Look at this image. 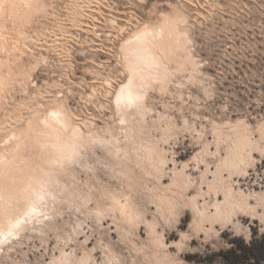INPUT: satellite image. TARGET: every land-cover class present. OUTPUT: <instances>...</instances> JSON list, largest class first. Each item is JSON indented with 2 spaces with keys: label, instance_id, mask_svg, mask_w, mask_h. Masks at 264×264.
Masks as SVG:
<instances>
[{
  "label": "rangeland",
  "instance_id": "obj_1",
  "mask_svg": "<svg viewBox=\"0 0 264 264\" xmlns=\"http://www.w3.org/2000/svg\"><path fill=\"white\" fill-rule=\"evenodd\" d=\"M0 1V264H222L264 236V0Z\"/></svg>",
  "mask_w": 264,
  "mask_h": 264
},
{
  "label": "bare ground",
  "instance_id": "obj_2",
  "mask_svg": "<svg viewBox=\"0 0 264 264\" xmlns=\"http://www.w3.org/2000/svg\"><path fill=\"white\" fill-rule=\"evenodd\" d=\"M0 2H1V1H0ZM12 2H13V1H12ZM203 2H204V1H203ZM12 4H13V3H12ZM17 5H18V4H17ZM10 6H11V5H10ZM41 8H42V7H41ZM0 9H1V8H0ZM14 9H15V8H14ZM18 9H19V8H18ZM212 10H213V9H212ZM0 11H1V10H0ZM18 11H19V10H18ZM18 11H17V12H18ZM15 12H16V11H15ZM35 12H36V11H35ZM201 13H202V12H201ZM12 14H13V13H12ZM179 14H180V13H179ZM177 15H178V14H177ZM182 15H183V14H182ZM178 16H179V15H178ZM2 17H3V16H2ZM173 18H174V17H173ZM180 18H181V15H180ZM167 19H168V18H167ZM178 19H179V18H178ZM183 19H184V18H183ZM185 19H186V18H185ZM112 20H114V19H112ZM179 20H180V19H179ZM162 21H163V20H162ZM176 21H177V20H176ZM185 21H186V20H185ZM108 22H109V21H108ZM112 22H113V21H112ZM114 22H115V21H114ZM168 22H169V21H168ZM172 23H173V22H172ZM177 23H178V22H177ZM177 23H176V24H177ZM181 23H182V22H181ZM165 24H166V23H165ZM165 24H164V25H165ZM168 24H169V23H168ZM168 24H167V25H168ZM173 24H175V21H174ZM173 24H172V26H174ZM160 25H161V24H160ZM177 25H178V24H177ZM168 26H170V25H168ZM155 27H156V26H155ZM120 28H121V27H120ZM123 28H124V27H123ZM167 28H168V27H167ZM169 28H170V27H169ZM173 28H174V27H173ZM176 29H177V28H176ZM176 29H175V30H176ZM151 30H152V29H151ZM169 30H170V29H169ZM169 30H168V31H169ZM173 30H174V29H173ZM152 31H154V30H152ZM21 32H22V31H21ZM149 32H150V31H149ZM156 32H157V31H156ZM165 32H166V30H165ZM176 32H177V30H176ZM99 33H100V32H99ZM167 33H168V32H167ZM171 33H172V31H171ZM171 33H170V35H171ZM178 33H179V32H177V34H178ZM183 33H184V32H183ZM149 34H151V33H149ZM185 34H186V33H184L183 35H185ZM152 35H154V34H152ZM152 35H149V36H152ZM160 35H161V34H160ZM163 35H164V34H163ZM163 35H161V36H163ZM167 35H168V34H167ZM186 35H187V34H186ZM20 36H21V33H20ZM155 36H156V34H155ZM161 36H159V38H160ZM168 36H169V35H168ZM168 36H167V37H168ZM176 36H177V35H176ZM179 36H182V35L179 34ZM2 37H3V36H2ZM4 37H5V36H4ZM163 37H166V34H165V36H163ZM167 37H166V38H167ZM177 37H178V36H177ZM177 37H176V38H177ZM182 37H185V36H182ZM21 38H23V36H22ZM157 38H158V37H157ZM161 38H162V37H161ZM166 38H165V39H166ZM169 38H170V37H169ZM172 38H173V37H172ZM174 38H175V37H174ZM174 38H173V39H174ZM176 38H175V39H176ZM165 39H162V40H165ZM167 39H168V38H167ZM167 39H166V40H167ZM178 39H179V38H178ZM15 40H16V39H15ZM171 40H172V39H171ZM175 41H176V40H174V43L177 44V42H175ZM184 41H185V39H184ZM17 42H18V41H17ZM162 42H163V41H162ZM172 42H173V41H172ZM179 42H180V41H179ZM181 42H182V41H181ZM18 43H19V42H18ZM163 43H164V42H163ZM166 43H168V45H169V42H168V41H167ZM166 43H165L164 45H167ZM182 43H183V42H182ZM13 44H14V43H13ZM161 44H162V43H161ZM15 46H16V45H15ZM136 46H137V45H136ZM3 47H4V46H3ZM138 47H139V46H138ZM181 47H182V46H181ZM122 48H123V47H122ZM145 48H146V47H145ZM165 48H168V47L165 46ZM168 49L170 50V48H168ZM141 50H142V49H141ZM141 50H140V53L142 54ZM147 50H149V49L146 48L145 51L147 52ZM166 50H167V49H166ZM174 50H175V49H174ZM181 50H182V49H181ZM183 50H184V49H183ZM124 51H125V50H124ZM127 51H128V50H127ZM150 51H151V50H150ZM161 51H162V50H161ZM161 51H160V52H161ZM170 51H171V50H170ZM172 51H173V49H172ZM128 52H130V51H128ZM128 52H127V53H128ZM133 52H134V51H133ZM133 52H132V53H133ZM136 52H137V51H136ZM146 52H145V53H146ZM167 52H168V50H167ZM173 52H176V51H173ZM173 52H170V53L172 54ZM124 53H125V52H124ZM162 53H164V51H163ZM165 53H166V52H165ZM165 53H164V54H165ZM170 53H169V54H170ZM134 54H135V53H134ZM148 54H149V53H148ZM164 54H163V55H164ZM174 54H175V53H174ZM118 55H119V54H118ZM138 55H139V54H138ZM138 55H135V56L139 57ZM156 55H157V54H156ZM165 55H166V54H165ZM179 55H180V54H179ZM133 56H134V55H133ZM133 56H132V57H133ZM142 56H143V55H142ZM153 56H154V58H155V55H154V54H153ZM170 56H171V55L168 56L169 58H166V57H165V59H166V60H167V59H170ZM130 57H131V56H130ZM150 57H151V56H150ZM156 57H157V56H156ZM173 57H175V56H173ZM173 57H172V58H173ZM6 58H7V57H6ZM44 58H45V57H44ZM140 58H142V57L140 56ZM140 58H139V59H140ZM146 58H147V57H146ZM152 58H153V57H152ZM158 58H159V57H158ZM178 58H179V57H177L176 59H178ZM128 59H129V58H128ZM131 59H133V58H131ZM137 59H138V58H137ZM150 59H151V58H150ZM180 59H181V58H179V60H180ZM6 60H7V59H6ZM142 60H144V59H142ZM142 60H141V61H142ZM147 60H148V59H147ZM173 60H174V63H176L175 61H177V60H175V58H173ZM155 61H156V60H155ZM158 61H159V59H158ZM160 61H161V60H160ZM180 61H181V60H180ZM131 62H132V61H130L129 63H131ZM135 62H136V61H135ZM149 62H150V61H149ZM0 63H1V62H0ZM127 63H128V61H127ZM142 63H143V62H142ZM144 63H145V62H144ZM144 63H143V64H144ZM160 63H161V62H160ZM162 63H163V61H162ZM179 63H180V62H179ZM179 63L177 62V65H178ZM182 63H183V61H182ZM182 63H181V64H182ZM1 64H2V63H1ZM131 64H132V63H131ZM143 64H142V65H143ZM164 64H166V63H164ZM167 65H168V64H167ZM169 65H170V64H169ZM177 65H176V66H177ZM132 66H133V65H132ZM136 66H138V65H136ZM147 66H148V65H147ZM165 66H166V65H165ZM176 66H174L175 69H176ZM126 67H127V66H126ZM130 67H131V66H130ZM139 67H140V66H139ZM139 67H138V69H139ZM149 67H150V64H149ZM149 67H148V68H149ZM167 67H168V66H167ZM179 67H180V66H179ZM152 68H153V67H152ZM10 69H11V67H10ZM10 69H9V72H11ZM128 69H130V68H128ZM138 69H136V70H138ZM142 69H143V68H142ZM153 69H154V68H153ZM166 69H167V68H166ZM179 69H180V68H179ZM179 69H178L177 71H179ZM182 69H183V68H182ZM134 70H135V69H134ZM144 70H145V69H144ZM155 70H156V68H155ZM155 70H154V71H155ZM121 71H122V70H121ZM9 72L6 73V74H9ZM130 72H132V70H131ZM137 72H138V71H137ZM141 72H142V71H140V73H141ZM180 72H181V71H180ZM134 73H136V72H134ZM140 73H139V74H140ZM151 73H153V72H151ZM129 74H130V73H129ZM136 74H138V73H136ZM144 74H146V72H145ZM144 74H143V75H144ZM20 75H21V74H20ZM131 75H132V74H131ZM146 75H147V74H146ZM133 76H136V75H133ZM147 76H148V75H147ZM128 77H129V76H128ZM130 77H131V76H130ZM130 77H129V78H130ZM137 77H138V76H137ZM141 77H142V76H141ZM153 77H154V76H153ZM1 78H3V76H2ZM147 78H148V77H147ZM130 79H132V78H130ZM148 79H149V78H148ZM0 80H1V79H0ZM6 80H7V78H6ZM150 80H152V78H151ZM105 81H106V80H105ZM127 81H128V80H127ZM154 81H155V79H154ZM33 82H35V81H33ZM128 82H129V81H128ZM130 82H131V81H130ZM138 82H139V81H137V84H138ZM159 82H160V81H158V83H159ZM3 83H4V82H3ZM145 83H146V82H145ZM147 83H148V81H147ZM125 84H126V83H125ZM131 84H132V83H131ZM134 84H135V83H134ZM134 84H133V85H134ZM139 84H140V82H139ZM0 85H1V84H0ZM123 85H124V84H123ZM127 85H128V84H127ZM129 85H130V83H129ZM145 85H146V84H145ZM145 85H144V86H145ZM152 85H153V83H152ZM1 86H2V85H1ZM124 86H125V85H124ZM130 86H131V85H130ZM130 86H128V88H129ZM134 86H135V85H134ZM140 86H141V85H140ZM147 86H148V85H147ZM136 87H137V86H136ZM142 87H143V86H142ZM142 87H140V88H142ZM125 88H126V87H125ZM130 88L132 89L133 86H131ZM147 88H148V87H147ZM147 88H146V89H147ZM131 89H130V90H131ZM138 89H139V88L135 89V91L133 90L132 92H135V93H136V90H138ZM144 89H145V88H144ZM149 89H150V87H149ZM153 89H154V88H153ZM108 91H109V90H108ZM108 91H107V92H108ZM126 91H127V88H126ZM128 91H129V90H128ZM145 92H146V90H145ZM140 93H141V92H140ZM147 93H148V92H147ZM127 96H128V95H127ZM128 98H129V97H128ZM115 99H116V98H115ZM6 100H7V99H6ZM115 103H116V102H115ZM61 110H63V109H61ZM36 112H37V111H36ZM36 112H34V113H36ZM49 116H50V115H49ZM129 116H130V115H129ZM60 117H61V116H60ZM43 119H44V118H43ZM58 119H59V118H58ZM59 120H60V119H59ZM65 120H66V119H65ZM68 120H69V118H68ZM120 120H121V119H120ZM125 120H126V119H125ZM29 121H30V120H29ZM31 121H32V119H31ZM91 121H93V120H90V122H91ZM129 121H130V119H129ZM121 122H122V121H121ZM66 123L69 124L70 122H66ZM91 123H92V122H91ZM78 125H79V124H78ZM59 126H60V125H59ZM127 126H128V125H127ZM48 129H49V128H48ZM56 129H57V128H56ZM106 129H107V128H106ZM118 129H119V127H118ZM37 130H38V129H37ZM59 130H60V129H59ZM63 130H64V129H63ZM95 130H96V129H95ZM50 131H51V130H50ZM54 131H55V130H54ZM56 131H57V130H56ZM60 131H62V130H60ZM92 131H93V130H92ZM76 132H77V131H76ZM85 132H86V131H85ZM14 133H15V132H14ZM37 133H38V132H37ZM59 133H60V132H59ZM62 133H63V132H62ZM67 133H68V132H67ZM69 133H70V132H69ZM72 133H73V132H72ZM96 134H97V133H96ZM123 134H124V133H123ZM43 135H44V134H43ZM46 135H47V134H46ZM118 135H119V134H118ZM47 137H48V135H47ZM52 137H53V136H52ZM59 137H60V136H59ZM62 137H67V136H62ZM75 137H76V135H75ZM78 137H79V135H78ZM112 137H114V136H112ZM115 137H117V136H115ZM115 137H114L113 139H115ZM60 138H61V137H60ZM67 138H68V137H67ZM94 138H95V137H94ZM42 139H43V138H42ZM61 139H63V138H61ZM65 139H66V138H65ZM92 139H93V138H92ZM95 139H96V138H95ZM116 139H117V138H116ZM143 139H144V138H143ZM46 140H47V139H46ZM66 140H67V139H66ZM69 140H70V139H69ZM79 140H80V142H81V139H79ZM83 140H84V138H83ZM93 140H94V139H93ZM70 141L72 142V140H70ZM76 141H77V140H76ZM102 141H103V140H102ZM116 141H117V140H115V142H116ZM52 142H56V141H55V140H52ZM57 142L59 143V141H57ZM66 142H67V141H66ZM71 142H69V143H71ZM91 142H92V141H91ZM100 142H101V141H100ZM67 143H68V142H67ZM67 143H66V144H67ZM81 143H82V142H81ZM89 143H90V142H89ZM24 144H25V143H24ZM41 144H42V143H41ZM46 144L48 145V143H45V146H46ZM59 144H60V143H59ZM71 144H72V143H71ZM85 144H86V143H85ZM61 145H62V147H64V144H61ZM68 145H70V144H68ZM86 145H87V144H86ZM90 145H91V144H90ZM37 146H38V145H37ZM75 146H76V145H75ZM52 147H53V146H52ZM65 147H66V146H65ZM65 147H64V148H65ZM69 147H70V146H69ZM77 147H79V146H76L75 149H76ZM112 147H113V146H112ZM116 147H117V146H116ZM138 147H139V146H138ZM39 148H40V147H39ZM48 148H49V146H48ZM66 148H68V147H66ZM70 148H71V147H70ZM81 148H82V147H81ZM46 149H47V148H46ZM51 149H52V148H51ZM51 149H50V150H51ZM75 149H74V150H75ZM50 150H49V151H50ZM79 150H80V149H79ZM79 150H78V153H79ZM83 150H85V149H83ZM113 150H117V149H113ZM122 150H123V149H122ZM75 151H76V150H75ZM108 151H110V150H108ZM50 152H51V151H50ZM53 152H55V151H53ZM71 152H72V151H71ZM84 152H85V151H84ZM84 152H83V153H84ZM116 152H117V151H116ZM59 153H60V152H59ZM73 153H75V152H73ZM94 153H95V152H94ZM108 153L110 154V152H108ZM126 153H127V152H126ZM47 154H48V153H47ZM69 154H70V153H69ZM144 154H145V153H144ZM50 155H51V154H50ZM74 155H75V154H74ZM79 155H81V154H79ZM85 155H86V154H85ZM118 155H119V154H118ZM126 155H127V154H126ZM139 155H140V154H139ZM59 156H60V155H59ZM72 156H73V155H72ZM81 156H82V155H81ZM65 157L67 158V156H65ZM73 157H74V156H73ZM73 157H71V158H73ZM85 157H86V156H85ZM113 157H114V156H113ZM115 157H116V156H115ZM122 157H124V156L121 154V158H122ZM47 158H48V157H47ZM69 158H70V157H69ZM76 158H78V156H77ZM11 159H12V158H11ZM57 159H58V158H57ZM64 159H65V158H64ZM67 159H68V158H67ZM67 159H66V160H67ZM143 159H144V158H143ZM15 160H16V159H15ZM49 160H50V159H49ZM51 160H52V159H51ZM51 160H50V161H51ZM76 160H77V159H76ZM101 160H102V159H101ZM126 160H127V158H126ZM54 161L56 162V160H54ZM62 161H63V159H62ZM62 161H61V162H62ZM64 161H65V160H64ZM74 161H75V160H74ZM96 161H97V160H96ZM98 161H99V160H98ZM119 161H120V160H119ZM123 161H124V160H123ZM148 161H149V160H148ZM11 162H12V160H11ZM59 162H60V161H59ZM61 162H60V163H61ZM72 162H73V161H72ZM149 162H150V161H149ZM13 163H14V162H13ZM46 163H48L47 160H46ZM63 163H64V162H63ZM123 163H124V162H123ZM142 163H143V162H142ZM52 164H54V162H53ZM61 164H62V163H61ZM61 164H60V165H61ZM146 164H147V163H146ZM11 165H12V164H11ZM11 165H10L9 167H12ZM48 165H49V164H48ZM50 165H51V164H50ZM118 165H119V164H118ZM14 166H15V164H14ZM42 166H43V165H42ZM63 166H65V165H63ZM128 166H129V165H128ZM4 167H5V166H4ZM44 167H45V166H44ZM60 167H62V166H60ZM65 167H66V166H65ZM1 168H2V167H1ZM62 168H63V167H62ZM125 168H126V167H125ZM44 169H45V168H44ZM44 169H43V171L45 172ZM110 169H111V168H110ZM2 170H3V169H2ZM39 170H40V168H39ZM39 170H38V171H39ZM53 170H54V169H53ZM127 170H128V168H127ZM129 170H130V169H129ZM114 171H115V170H114ZM124 171H125V170H124ZM124 171H123V172H124ZM8 172H10V171H8ZM8 172H7V173H8ZM63 172H64V171H63ZM70 172H71V171H70ZM70 172H69V173H70ZM118 172H119V171H118ZM120 172H121V171H120ZM1 173H2V172H1ZM1 173H0V174H1ZM40 173H41V172H40ZM49 173H50V172H49ZM28 174H30V173H28ZM45 174H47V173H45ZM45 174H44V175L42 174V175L45 177ZM120 174H121V173H120ZM123 174L125 175V173H123ZM127 174H128V173H127ZM6 175H7V174H6ZM59 175H60V174H59ZM2 176H3V175H2ZM16 176H17V175H16ZM27 176H28V175H27ZM32 176H33V175H31V177H32ZM54 176H55V175H53V177H54ZM31 177H30V178H31ZM40 177H41V176H39V179H40ZM46 177H48V174H47ZM53 177L51 178V176H50L51 179H53ZM55 177H56V176H55ZM55 177H54V179H55ZM57 177H58V176H57ZM122 177H123V175H122ZM25 178H26V177H25ZM27 178H28V177H27ZM37 178H38V177H37ZM117 178H118V177H117ZM35 179H36V178H35ZM39 179H37V182H36V183H38V180H39ZM45 179H46V178H45ZM60 179H61V178H60ZM6 180H7V179H6ZM27 180H29V179H27ZM27 180H23V181H26V182H27ZM40 180H41V179H40ZM40 180H39V181H40ZM42 180H43V178H42ZM48 180H49V179H48ZM48 180H47V181H48ZM55 180H56V179H55ZM55 180H53V181H55ZM128 180H129V179H128ZM4 181H5V180H4ZM51 181H52V180H51ZM51 181H49V182H51ZM58 181H59V179H58ZM58 181H55V183L58 182ZM49 182H48V183H49ZM29 183H30V184H29ZM29 183H27V184H29V186H31V181H29ZM34 183H35V181H33V184H34ZM43 183H44V182H43ZM45 183H46V182H45ZM48 183H46L45 185H47ZM64 183H65V182H64ZM87 183H88V182H87ZM2 184H3V183H2ZM50 184H51V183H50ZM53 184H54V183H53ZM60 184H61V183H60ZM35 185H36V184H35ZM40 185H41V183H40ZM56 185H58V184H56ZM48 186H49V184H48ZM48 186H47V188H45V190H48V188H49V190H50V187H51V186H50V187H48ZM3 187H4V186H3ZM25 187H26V186H25ZM31 187H33V186H31ZM34 187H35V186H34ZM34 187H33V188H34ZM54 187H55V184H54ZM56 187H57V186H56ZM56 187H55V190H56ZM70 187H71V186H70ZM28 188H30V187H28ZM35 188H37V186H36ZM35 188H34V191L36 192L37 190H35ZM43 188H44V187H43ZM66 188H67V187H66ZM24 190H25V188H24ZM26 190H27V187H26ZM26 190H25V191H26ZM39 190H40V188H39ZM43 190H44V189H43ZM14 191H15V190H14ZM53 191H54V190H53ZM72 191H73V190H72ZM74 191H75V190H74ZM6 192H7V191H6ZM26 192H27V191H26ZM26 192H25V193H26ZM28 192H29V191H28ZM30 192H31V191H30ZM35 192H34V193H35ZM40 192H41V191H40ZM51 192H52V191H51ZM55 192H56V191H55ZM31 193H32V192H31ZM31 193H29V194H31ZM58 193H59V192H58ZM60 193H61V192H60ZM71 193H73V192H71ZM104 193H105V192H104ZM134 193H135V191H134ZM27 194H28V193H27ZM76 194H77V193H76ZM21 195H22V194H21ZM69 195H70V194H69ZM30 196H31V195H30ZM80 196H82V195H80ZM17 197H18V196H17ZM17 197H16V198H17ZM104 197H105V196H104ZM10 198H11V197H10ZM26 198H27V197H26ZM20 199H21V198H20ZM89 199H90V198H89ZM11 200H12V199H11ZM24 200H25V199H24ZM64 200H65V199H64ZM67 200H68V199H67ZM6 201H7V200H6ZM15 201H16V200H15ZM22 201H23V200H22ZM26 201H28V200L26 199ZM86 201H87V200H86ZM8 202H9V200H8ZM10 202H11V201H10ZM19 202H20V200H19ZM11 203H13V202H11ZM9 204H10V203H9ZM13 206H14V205H13ZM17 206H18V205H17ZM17 206H16V207H17ZM97 206H98V205H97ZM18 209H19V208H18ZM106 209H107V208H106ZM103 211H105V210L103 209ZM106 212H107V211H106ZM3 213H4V212H3ZM97 214H98V213H97ZM100 214H101V213H100ZM106 214H108V213H106ZM7 215H8V214H7ZM3 216H5V215H3ZM100 216H101V215H100ZM5 219H6V218H5ZM0 223H1V222H0ZM106 256H107V255H106ZM109 260H110V259H109ZM113 261H114V260H113ZM117 264H118V263H117Z\"/></svg>",
  "mask_w": 264,
  "mask_h": 264
},
{
  "label": "trees",
  "instance_id": "obj_3",
  "mask_svg": "<svg viewBox=\"0 0 264 264\" xmlns=\"http://www.w3.org/2000/svg\"><path fill=\"white\" fill-rule=\"evenodd\" d=\"M221 256L222 264H245L250 261L264 264V236L252 238L248 243L236 239L229 249L221 251Z\"/></svg>",
  "mask_w": 264,
  "mask_h": 264
}]
</instances>
